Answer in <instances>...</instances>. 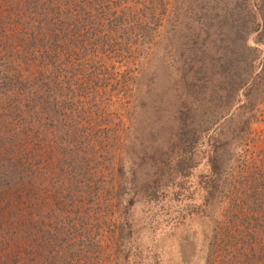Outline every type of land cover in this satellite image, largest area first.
<instances>
[{
    "label": "trees",
    "instance_id": "obj_1",
    "mask_svg": "<svg viewBox=\"0 0 264 264\" xmlns=\"http://www.w3.org/2000/svg\"><path fill=\"white\" fill-rule=\"evenodd\" d=\"M215 1L206 0L209 8L216 7ZM217 3H222L219 14L216 10L211 20L202 19L201 26L216 24L221 29L225 40L219 44V56L229 66L232 60L243 64L245 74L217 76L214 66L222 64H216L220 57L215 55L212 63L203 61L193 70V88L215 95L220 106L234 107V97H239L251 116L261 120L264 59L255 67L258 55L241 42L255 34L254 43L264 47V0H245L243 15L240 0ZM2 4L0 0V35L5 41L0 46V264H40L43 258L44 264H54L63 257V243L68 242L67 252L82 254L102 240L92 222L93 208L104 194L107 172L113 173L119 111L127 107V114L130 109L132 66L153 43L167 0ZM16 61L25 66L23 71ZM180 75L185 82L186 74ZM211 78L221 88H207ZM228 89L235 94L224 96ZM239 120L230 114L214 128L217 141L202 146L211 180L195 190L209 200L224 171L221 150L227 147L230 154L237 141L239 146L241 141L246 147L258 144L250 149L255 154L240 164L234 158L227 161L234 169L221 192L222 224L214 221L203 264H264V239L256 238L264 235V126L239 137ZM42 200L44 216L32 213L26 220L23 212ZM56 212L63 215L59 223L53 218ZM58 225L66 230L60 233Z\"/></svg>",
    "mask_w": 264,
    "mask_h": 264
},
{
    "label": "rangeland",
    "instance_id": "obj_2",
    "mask_svg": "<svg viewBox=\"0 0 264 264\" xmlns=\"http://www.w3.org/2000/svg\"><path fill=\"white\" fill-rule=\"evenodd\" d=\"M218 1L215 8L213 5L209 8L206 0H167V11L153 43L132 66L135 83L130 109L127 114V107L119 111L120 131L113 149V173L107 172L104 194L97 208H93L92 222L100 229L102 240L92 246V252L82 254L67 252L68 242L63 243V257L54 264H203L214 221L222 224L221 192L228 184L230 169H234L227 161L234 158L236 165L240 164L255 154L250 149L256 150L258 144L250 142L246 147L242 141L239 146L237 141L231 146L230 154L227 147L221 150L224 171L209 200L195 190L201 182L210 185L211 180L202 146L217 141L214 128L230 114L240 116L235 132L239 137L264 126V117L253 118L241 98L234 97V107L220 106L215 95H202L193 88L191 80L197 83L195 74L199 66L204 62L210 64L215 55L223 54L219 50V44L225 40L223 33L219 35L221 29L216 24L211 28L201 26L202 19L211 20L216 10L219 14L222 3ZM240 3L239 11L243 15L245 0ZM206 32L214 34L208 36ZM254 36L241 43L258 55L256 67L264 59V47L254 43ZM2 39L0 35V46L5 42ZM219 57L216 64L222 67L214 66L217 76V73H233L235 77L245 74L244 65L237 64V60H232L229 66L225 57ZM14 65L20 71L25 69L17 61ZM180 74H186L185 82ZM209 80L207 88H221L216 83L221 79ZM237 84L234 86L238 87ZM225 93L224 96L235 94L230 90ZM215 120L218 123L214 127L205 128ZM42 201L23 212L26 220L32 213L44 216L46 200ZM62 216L59 212L53 214L58 223ZM57 228L60 233L66 230L60 225ZM256 238L264 239V235ZM111 240H115L114 245ZM43 259L40 264H44Z\"/></svg>",
    "mask_w": 264,
    "mask_h": 264
}]
</instances>
